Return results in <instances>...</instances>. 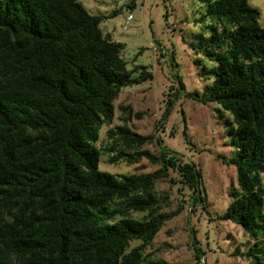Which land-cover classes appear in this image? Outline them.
I'll list each match as a JSON object with an SVG mask.
<instances>
[{"label":"trees","instance_id":"16d2710c","mask_svg":"<svg viewBox=\"0 0 264 264\" xmlns=\"http://www.w3.org/2000/svg\"><path fill=\"white\" fill-rule=\"evenodd\" d=\"M200 1L207 34L191 46L210 61L201 74L211 81L189 95L215 104L234 150L225 162L236 183L221 219L252 237L245 256L264 264V25L248 0ZM120 10L94 15L80 0H0V264H169L144 249L175 214L164 210L169 195L155 189L171 170L191 191L187 203L206 208L201 170L159 137L157 154L143 148L154 137L130 129L129 105L96 145L121 90L153 78L145 66L129 69L125 43L100 27ZM177 78L160 124L183 89ZM102 154L157 168L111 173L99 168Z\"/></svg>","mask_w":264,"mask_h":264},{"label":"rangeland","instance_id":"374dc122","mask_svg":"<svg viewBox=\"0 0 264 264\" xmlns=\"http://www.w3.org/2000/svg\"><path fill=\"white\" fill-rule=\"evenodd\" d=\"M80 1L94 15H106L121 8L116 15L105 18L100 27L111 33L114 40L125 43L122 56L129 69L145 66L153 73L152 79L121 90L114 101L113 121L110 126L101 128L96 145L102 147L107 141V130L123 123L121 106L129 105L132 109V118L127 122L130 129L154 137L143 148L157 154L163 144L184 161L195 163L202 172L205 209L187 203L191 191L182 188L176 172L171 170L167 177L156 181L157 192L169 195L164 210L175 214L164 221L144 253L169 264H252L245 256L253 244L252 237L239 225L221 219L230 201L229 189L236 183L235 167L225 162L234 155L233 147L214 111L215 104H203L189 95L201 92L211 81L201 74L202 66L209 67L210 61L191 46L198 33L207 34L209 20H199L204 4L200 0H134L133 8H128L125 4L131 0ZM248 2L259 9L260 22L264 25V0ZM128 14L132 15L131 19H127ZM171 56L174 67L169 64ZM197 58L201 65L195 64ZM177 77L183 89L166 120L160 124L169 95L174 92L171 87L178 86ZM157 137L161 138V144L156 142ZM108 159V154H102L99 168L115 174L146 173L157 168L146 158L134 164L109 163ZM262 177L264 181V174ZM143 214L132 212L131 216L139 218ZM140 243L132 240L130 245ZM195 248L201 251L198 260Z\"/></svg>","mask_w":264,"mask_h":264},{"label":"built area","instance_id":"2783aa9c","mask_svg":"<svg viewBox=\"0 0 264 264\" xmlns=\"http://www.w3.org/2000/svg\"><path fill=\"white\" fill-rule=\"evenodd\" d=\"M131 18H132V15L129 14V15L127 16V19H131ZM123 28L125 29V26H124Z\"/></svg>","mask_w":264,"mask_h":264}]
</instances>
